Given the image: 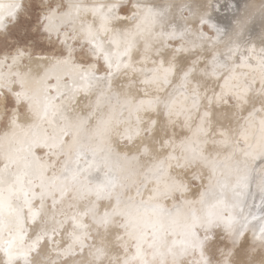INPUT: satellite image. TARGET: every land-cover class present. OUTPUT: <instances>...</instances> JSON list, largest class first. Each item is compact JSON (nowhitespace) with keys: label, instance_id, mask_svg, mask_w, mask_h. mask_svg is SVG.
Wrapping results in <instances>:
<instances>
[{"label":"snow or ice","instance_id":"6c2138e0","mask_svg":"<svg viewBox=\"0 0 264 264\" xmlns=\"http://www.w3.org/2000/svg\"><path fill=\"white\" fill-rule=\"evenodd\" d=\"M245 5L0 0V264H264Z\"/></svg>","mask_w":264,"mask_h":264},{"label":"rangeland","instance_id":"374dc122","mask_svg":"<svg viewBox=\"0 0 264 264\" xmlns=\"http://www.w3.org/2000/svg\"><path fill=\"white\" fill-rule=\"evenodd\" d=\"M248 2V0H236V4H238V7L239 8H243L245 7L244 4H246ZM232 14V10H228V11H225L221 14V17L222 19H226L227 17H229L230 15ZM260 31V24L259 22L257 21L254 25H253V32L254 33H259Z\"/></svg>","mask_w":264,"mask_h":264},{"label":"bare ground","instance_id":"6f19581e","mask_svg":"<svg viewBox=\"0 0 264 264\" xmlns=\"http://www.w3.org/2000/svg\"><path fill=\"white\" fill-rule=\"evenodd\" d=\"M245 5V4H244ZM246 6V5H245Z\"/></svg>","mask_w":264,"mask_h":264}]
</instances>
